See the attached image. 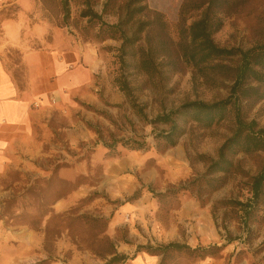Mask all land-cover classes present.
Returning a JSON list of instances; mask_svg holds the SVG:
<instances>
[{"label":"rangeland","instance_id":"1","mask_svg":"<svg viewBox=\"0 0 264 264\" xmlns=\"http://www.w3.org/2000/svg\"><path fill=\"white\" fill-rule=\"evenodd\" d=\"M61 1L35 0L27 19L46 21L93 44L105 68L85 91L71 93L61 106L51 102L28 154L9 163L0 175V252L7 255L6 262L106 264L114 254L132 258L139 246L156 249L175 242L190 249L214 245L221 249L201 258L187 249L169 251L164 258L155 255L157 264H264L262 212H254L244 226L240 207L221 203L249 197L250 178L262 169L264 152L235 156L233 172L214 190L200 177L231 135V114L210 127L178 120L184 132L174 146L158 137L168 126L150 122L186 102L213 103L228 97L227 82L219 76L203 79L177 52L187 36V31H178L181 8L188 25L209 0L144 1L169 26V31H154L169 54L157 59L159 72L151 77L121 67V41L106 38L98 33V24L89 25L80 16L84 0H67V19ZM106 1L92 0V9L106 23L116 24L125 14L127 0H110L104 13ZM215 2L211 11L221 26L212 39L218 47L264 45V0ZM10 15L5 10L0 23ZM7 55L17 84L23 87L19 52L11 48ZM126 61L133 62L131 57ZM121 73L132 99L116 82ZM243 112L264 128V100ZM136 144L144 146L131 148ZM195 178L200 184L191 185ZM128 248L134 250L125 254ZM142 251L147 252L144 248L137 252Z\"/></svg>","mask_w":264,"mask_h":264},{"label":"trees","instance_id":"2","mask_svg":"<svg viewBox=\"0 0 264 264\" xmlns=\"http://www.w3.org/2000/svg\"><path fill=\"white\" fill-rule=\"evenodd\" d=\"M109 1L107 0L103 6L104 13H107ZM144 1L127 0L124 4L125 14L116 24H108L103 21L102 16L93 11L92 0L83 1L85 9L81 11L80 16L87 18L89 25L98 24V33L103 34L106 38L121 41L118 48L121 67H130L138 74L151 77L159 72L157 59L162 55L169 54L163 49L162 44L160 46L154 31H169V26L164 16L159 12L149 10ZM214 4H216L215 0H209L198 18L192 20L188 25H186L184 8H181L179 23L177 24L179 26L178 31H187V36L182 37L177 52L178 57L190 65L195 73L203 79L216 80L215 78L219 76L222 82H227L228 97L213 103L186 102L177 109L155 116L150 122L167 125L168 128L162 130L158 137L169 146H174L184 132L180 129L178 120L182 124L192 121L210 127L214 122L223 121L231 114L233 119L231 135L221 144L216 157L209 159L207 169L200 177L215 190L221 187L225 182V177L233 172V158L235 156L264 152V128L259 126L255 118L248 120L247 115L243 112L248 105L253 106L264 100V45L248 49L218 47L212 39L213 31H217L221 26L211 11ZM61 5L64 12L63 17L67 19L69 17L68 1L62 0ZM11 8H3L0 16L5 10L17 11V9ZM126 57L127 60L128 57H131L133 62H127ZM116 82L119 89L129 99H132V89L126 75L121 73L116 78ZM137 110L139 114L145 116L142 108L138 107ZM104 145L109 149L113 148V145ZM143 146V144H136L131 148L138 150ZM250 179V195L244 202L221 201L223 204L227 203L240 207V220L244 226H248L254 212L261 211L264 215V163L262 169ZM197 180L199 179H193L191 185L200 184V181ZM141 248L153 255H162L163 258L169 251L179 252L187 249L191 252H197V257L201 258L203 254L206 255L221 249L216 245L209 248L190 249L187 245L175 242L159 245L156 249L151 246H139L137 251H140ZM126 259L125 255L114 254L106 264H116ZM163 261L164 259H162Z\"/></svg>","mask_w":264,"mask_h":264},{"label":"crops","instance_id":"3","mask_svg":"<svg viewBox=\"0 0 264 264\" xmlns=\"http://www.w3.org/2000/svg\"><path fill=\"white\" fill-rule=\"evenodd\" d=\"M34 4L35 0H0V12L11 6L17 9L0 23V175L9 163L28 154L51 102L61 106L71 93L85 91L105 68L93 44L46 21L30 23L27 16ZM33 42L39 45L34 47ZM11 48L20 55L23 87L12 72L7 55ZM133 250L128 248L125 254ZM13 252L16 255L15 248ZM6 259L7 255L0 252V264H20L7 263ZM125 261L124 264L158 262L155 255L145 251H136Z\"/></svg>","mask_w":264,"mask_h":264}]
</instances>
